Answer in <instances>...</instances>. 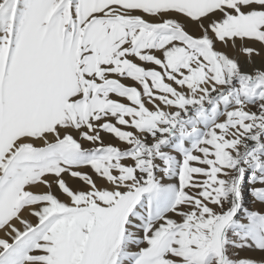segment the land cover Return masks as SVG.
Segmentation results:
<instances>
[{"label": "snow or ice", "instance_id": "snow-or-ice-1", "mask_svg": "<svg viewBox=\"0 0 264 264\" xmlns=\"http://www.w3.org/2000/svg\"><path fill=\"white\" fill-rule=\"evenodd\" d=\"M0 264H264V0H0Z\"/></svg>", "mask_w": 264, "mask_h": 264}]
</instances>
